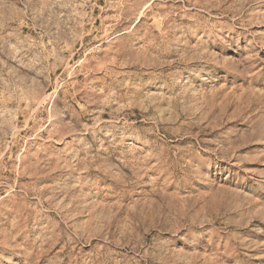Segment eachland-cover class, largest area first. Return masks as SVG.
Wrapping results in <instances>:
<instances>
[{
  "label": "rangeland",
  "instance_id": "rangeland-1",
  "mask_svg": "<svg viewBox=\"0 0 264 264\" xmlns=\"http://www.w3.org/2000/svg\"><path fill=\"white\" fill-rule=\"evenodd\" d=\"M0 264H264V0H0Z\"/></svg>",
  "mask_w": 264,
  "mask_h": 264
}]
</instances>
